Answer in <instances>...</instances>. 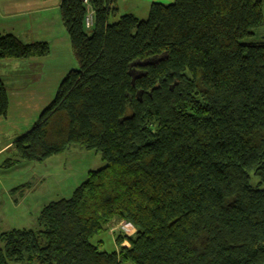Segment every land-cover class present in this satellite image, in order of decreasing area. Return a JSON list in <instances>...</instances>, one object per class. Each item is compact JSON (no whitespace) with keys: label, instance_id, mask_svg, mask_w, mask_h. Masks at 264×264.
I'll list each match as a JSON object with an SVG mask.
<instances>
[{"label":"trees","instance_id":"1","mask_svg":"<svg viewBox=\"0 0 264 264\" xmlns=\"http://www.w3.org/2000/svg\"><path fill=\"white\" fill-rule=\"evenodd\" d=\"M114 2L61 0L77 68L4 165L78 146L106 166L37 229L2 233L0 264H264V42L251 40L264 0L152 3L145 21ZM49 53L0 34V61ZM120 222L134 234L101 250L95 238Z\"/></svg>","mask_w":264,"mask_h":264},{"label":"crops","instance_id":"2","mask_svg":"<svg viewBox=\"0 0 264 264\" xmlns=\"http://www.w3.org/2000/svg\"><path fill=\"white\" fill-rule=\"evenodd\" d=\"M173 1L115 0L114 7L117 16L133 14L138 18L137 13L141 9L148 11L152 3L170 4ZM60 3L61 0H0V34L14 35L25 44L45 42L50 48L46 57L0 61V80L5 85L9 101L7 117H0L2 166L12 158L14 142L33 127L56 95L58 68L46 64L62 53L72 56L70 40L60 21ZM71 65L72 62L62 79ZM52 80L54 87H50L53 94L51 91L47 95V91L43 93L41 87L51 85Z\"/></svg>","mask_w":264,"mask_h":264},{"label":"rangeland","instance_id":"3","mask_svg":"<svg viewBox=\"0 0 264 264\" xmlns=\"http://www.w3.org/2000/svg\"><path fill=\"white\" fill-rule=\"evenodd\" d=\"M148 14L149 8L148 11L141 9L137 16L139 20L145 21ZM251 40L264 42V23L254 30ZM62 54L46 64L58 68L57 87L62 76L67 72L70 62H72L70 70L77 68L73 54L71 58L65 53ZM50 86L54 87L53 80L51 85L41 87L43 93L47 91L49 95L52 91L53 94ZM2 165H0V236L12 230L37 229V218L45 206L60 199L70 198L76 188L87 180L89 172L104 168L106 163L99 153L72 146L64 153L44 162H22L13 168H5ZM22 186L27 187L24 189V196L21 197L20 193L11 195L12 189ZM130 226L125 222L114 223L95 238L94 242L101 240L103 243L100 249L112 251L117 248L114 241L117 233L127 236L134 234L135 231L131 233ZM2 248L3 242L0 240V249Z\"/></svg>","mask_w":264,"mask_h":264},{"label":"built area","instance_id":"4","mask_svg":"<svg viewBox=\"0 0 264 264\" xmlns=\"http://www.w3.org/2000/svg\"><path fill=\"white\" fill-rule=\"evenodd\" d=\"M89 0H83L84 4L89 5L88 4ZM94 23V12L90 9V7L88 8V13L85 17V27L87 29H90L93 26Z\"/></svg>","mask_w":264,"mask_h":264},{"label":"bare ground","instance_id":"5","mask_svg":"<svg viewBox=\"0 0 264 264\" xmlns=\"http://www.w3.org/2000/svg\"><path fill=\"white\" fill-rule=\"evenodd\" d=\"M130 229H131V232L133 231V228L132 227H130Z\"/></svg>","mask_w":264,"mask_h":264}]
</instances>
